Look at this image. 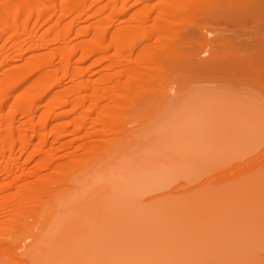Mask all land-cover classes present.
Here are the masks:
<instances>
[{"label": "rangeland", "instance_id": "374dc122", "mask_svg": "<svg viewBox=\"0 0 264 264\" xmlns=\"http://www.w3.org/2000/svg\"><path fill=\"white\" fill-rule=\"evenodd\" d=\"M123 1L102 0L108 6L102 13L97 5L79 15L72 10L78 0H56L58 10L48 20L35 24L32 18L23 26V13L20 23L11 19V29L0 32V200L19 185L39 180L46 185L40 186L42 206L37 200L24 205L42 213L31 221L25 217L30 222L18 234L7 225L15 215L0 212V220L9 218L8 230L0 223V264H264V152L258 156L264 150V90L251 81L229 82L213 74L202 79L203 73L180 70L181 81L171 73L176 81L167 76L149 94L129 99L136 107H123L129 100L118 68L109 59L96 61L114 50L82 55L100 26L106 45L117 29L131 24L141 5L128 1L119 15ZM130 49L135 56L138 47ZM26 73V83L15 85ZM45 77L50 84L61 79L32 100ZM99 81L104 92L92 108L91 86ZM67 92L74 103L79 95L89 100L76 112H68L70 105L49 111ZM23 101L32 106L25 117L18 114ZM87 107L89 121L76 133L73 121L88 114ZM10 125L24 128V135L8 150ZM57 128H65L59 139ZM8 165L11 171H2ZM10 204L18 207L15 199Z\"/></svg>", "mask_w": 264, "mask_h": 264}, {"label": "bare ground", "instance_id": "6f19581e", "mask_svg": "<svg viewBox=\"0 0 264 264\" xmlns=\"http://www.w3.org/2000/svg\"><path fill=\"white\" fill-rule=\"evenodd\" d=\"M78 1L79 3H77V5H75L72 10L73 11L77 10L79 12L77 14L79 15L82 12L84 13L86 9L93 7V6H97V5L100 6L99 9L97 8L98 13L100 12L102 13L108 7L106 6V4L103 6L100 5L101 4L100 2L102 0H78ZM112 1L116 2V0H112ZM128 1L132 2L131 4L132 7L135 5L137 6L141 5L139 6L138 10L134 11V13L132 11L133 15L131 14V20H129L131 21V24L128 27L121 28L119 30L117 28H119L120 26L117 27L116 28L117 31H115L116 34L112 37L111 42L105 45L104 44L105 38H106L105 26H102V28L100 26V29L94 31L95 34H93V38L96 36V40H94V44H91V45L86 44V46L84 45H83L84 47L82 46L83 47L82 55L84 59H86L87 57L91 55H94V54L97 55L99 53L100 54L104 53L106 55V53H108L110 49L114 50L113 55L111 54V56L110 55L103 56L101 54L102 58L96 61L98 63L100 61L109 59L112 61V64H113L112 67L114 66L118 68V70L116 71L117 72L116 76H119V78H122V82L124 85L123 88L127 90V92L124 91V93H126L127 95L125 96L124 94L125 99H128V100L133 99V96H135V94L139 95V93L143 95H145V93L147 94L150 91V89L152 90V88L161 86L158 83L164 82L168 78L167 76H169L170 77L169 79H171L172 78L170 76L171 73H175V75L174 74L173 75L176 78L174 76L173 77L177 79V81H181L183 78L181 80L178 79L180 72H181L180 70H186L191 73L200 72L201 75L203 73L204 75H202V77L200 76L202 79H203V76L205 77V79H208L209 76L212 77V74H213L215 78L219 80L220 79L226 80V81L228 80L229 82L233 80L234 81L245 80L247 82L251 81L253 82V85H257V88L260 86L262 87L260 89L262 91L264 90V0H156V2H153V3L151 0H124L123 1L124 5H121V7L124 6L123 9L122 8H120L121 10L118 9L117 13L119 12L121 13V11L122 13H125L126 11L125 4ZM55 4L57 5L56 0H55V3H54V0H0V32L1 31L3 33L8 32L9 29H11L12 27L10 24L11 22L10 20L12 19V21H15V22L19 21V17L23 13L27 14L25 19L24 20L22 19L21 23L23 24V26L25 24L28 25L27 22L30 21L32 18L35 19V21L33 20L34 21L33 23L36 24V20L38 21L41 19H47V18L52 17L51 16L52 11L58 10ZM64 6L62 7L64 8ZM137 6H135V8H138ZM35 9H37L38 11H34ZM32 12L33 13L37 12V13L33 15ZM68 13L70 12H66L64 15ZM92 13L91 15L93 16L94 14ZM95 14L97 15V13ZM57 18H60V17L59 16L56 17L55 20ZM73 19L74 18L72 17L71 20ZM57 21L59 22V19H57ZM12 23L13 25L15 24L14 22ZM15 26L17 25L15 24ZM17 29L19 28L17 27ZM2 34L0 33V35ZM130 47L131 48L138 47V50L135 53V56L133 57H132L133 52L130 51L131 50ZM64 50L65 49L61 50V52L63 53ZM64 54H66V51L65 53L61 55H64ZM55 55L56 54H54V56ZM70 55H73V54H70ZM68 56L69 55H67V57ZM38 57L40 58L39 54H38ZM67 57L63 60L66 61V59H68ZM123 61H126L124 63L125 64L124 70L123 68H121V64H123L122 63ZM34 64L35 63H33V65ZM99 64L100 63H98V65ZM37 68L39 69V67ZM37 68L36 70H38ZM61 68H65V66L63 67L62 65ZM57 71H59V69ZM77 71L78 70H76L75 72ZM188 72H185V74ZM29 73L28 74L26 73L23 76L21 75V78L17 77L19 79L18 80L16 79V81L18 82H16L15 85L17 84L18 86L20 84H23V82L26 81L27 77L30 74H32V73L30 74ZM73 73L74 72H72V75L74 76L75 74L79 75L81 72L75 73V74ZM198 75L199 74H197V76ZM181 76H185V75L184 74L182 75V72H181ZM190 76L192 77L194 75L190 74ZM46 77L45 79L44 78L41 79L43 81L40 80V83L42 85L41 84H39L41 86L38 85V90L36 92L35 97H33L32 100L40 99L43 96H45L49 92L51 86L52 87L56 86L57 85L56 82L60 81L59 80L60 77H59L54 80L55 83L50 84L51 81L47 82V79L50 80V78L47 77L46 79ZM200 77L198 76L197 78H200ZM175 79L174 81H176ZM106 80H103L104 83H107ZM5 81H7V79ZM99 82L98 84L93 83L94 85L91 86L92 87L91 89L92 97H90V100H89V97L86 99L87 95L86 97H81V98L79 95L78 98L76 97L77 99L75 98L76 99L75 101L78 103H74V101H72L73 98L71 99L70 97H67L68 95V92H67L65 95L60 96L61 98L58 97L57 99H54L51 102L49 111H54L55 108L60 107V106L65 107L67 105L68 106L70 105L71 110H69L68 112H76L77 108L84 107L88 100H89V103L91 101L90 105L93 108V106L97 103L98 92L99 91L101 92L103 90L102 89L103 83L102 82L99 83ZM6 83L9 84L8 82ZM154 83H157V85ZM15 85L13 87H15ZM4 86H5L4 90L1 89V92L4 91L6 95L7 94L6 91L7 90L9 91V89L5 90V88H7L6 87L7 85L4 84ZM151 86L152 88H150ZM72 89L73 90L77 89L75 91L77 93L79 92L78 89L80 88L74 87ZM83 89H85V87ZM105 89L106 91H108L107 89H109V86L108 88H105ZM110 91L112 92L113 90H109V93ZM103 92L101 94H104ZM120 92L121 91H119V93ZM30 93L32 92L30 91ZM5 95L3 94L1 97L5 98ZM122 97H123V94H122ZM137 97L140 98L139 96ZM129 102H125L123 100V103H126V105H124L123 107L126 106V108L128 109V107L131 108L133 105L135 107L137 106L135 102L133 101L130 103ZM23 103L25 104L22 105ZM23 103L21 104L22 106H20L19 108V111L21 112H18V114L22 113V116L25 117V115L27 116L29 112H31L32 106L30 107L27 104V101L26 102L23 101ZM123 103L121 102L115 105H120V104L123 105ZM90 109L91 108L87 107L86 109L87 111L85 110L86 113H88V111L90 112ZM82 113L84 112H81V115ZM78 115H80V113ZM88 115L89 113L86 115L83 114V116L77 117L79 119L76 118L73 121L74 127H75L74 132L78 133V132H81L83 129H85V126L87 125L86 122L89 121L88 118L89 116H91V115L89 116ZM109 117L112 119L115 116L114 115L112 116L111 114ZM101 121H103V118L100 120V122L99 121H96V123L93 122V126L94 125L97 126L98 122L103 124V122ZM46 122L47 120H43L42 125L44 126ZM9 123L12 124V120ZM117 124L115 123V126H117ZM12 127L13 126L10 125V127L7 130L6 136H5L6 139L8 138V142H9V145L7 146L9 147L8 150L13 149L11 148L12 144H15L17 139L20 140V138H22L24 135L23 127H22L23 131H20V128L19 130L17 129L18 131L14 130V128ZM109 127H110V124L108 123H104L102 125V128L104 131L108 130ZM55 131L56 133L57 132L60 133L59 135H57V139H59V136L60 137L62 136L61 133H63L62 131H65V128H60L59 130L57 128ZM96 133H98V131ZM259 152L260 153H258L259 154L258 156L260 155L262 156L264 150H262V152L261 151ZM254 156L255 158L258 157V156L256 157V155ZM244 162L243 164H245ZM9 165H8V168L6 167L2 171H5L7 173L9 172V170L11 171L10 169L11 166ZM64 169L66 170L67 168L65 167ZM48 183H50V181ZM55 184H56V180L53 182L51 181L49 185H55ZM40 186L41 187L46 186L44 183V180H39L35 183L30 182L29 184L22 185V186L19 185L16 188L15 193L12 196H10V198L6 200L5 199L0 200V212L2 211V214H5V216L15 215L13 219H10L11 223H8L7 225L8 226L11 225L16 234H18V232L16 231L23 230L22 224H24L26 221L25 217H28V219L31 217L34 218L38 214L42 213L41 212L42 209L34 210L37 208L36 206L35 208H33L34 210L33 212H31L30 209H29L30 212H28L29 210L25 208L27 204L29 203L31 204L32 202L31 204L32 206L36 200L37 201L39 200L38 198L40 197V193H41ZM14 199L18 201V207L13 208L11 206L13 204H10V206H7V204L13 202ZM40 202H39V205L41 204ZM39 205H38V208H41L39 207ZM28 206L29 205H27V207ZM23 208H25L26 210H24ZM8 219L3 220L2 218V220H0V223L2 224V226L4 227L6 226ZM30 221L27 220L26 222H30ZM11 226H10V229H12ZM6 227L3 230L5 231L8 230ZM19 227L20 228L22 227V228L20 229ZM1 230H2V227H1ZM12 232L10 233L12 234ZM25 232L22 234L23 236L25 235ZM16 234L14 238H17L16 236L18 235Z\"/></svg>", "mask_w": 264, "mask_h": 264}]
</instances>
